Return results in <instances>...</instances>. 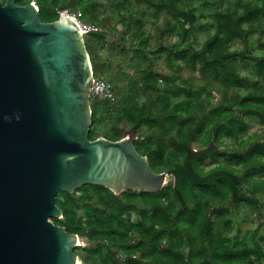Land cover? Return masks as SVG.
Returning a JSON list of instances; mask_svg holds the SVG:
<instances>
[{
    "label": "trees",
    "instance_id": "obj_1",
    "mask_svg": "<svg viewBox=\"0 0 264 264\" xmlns=\"http://www.w3.org/2000/svg\"><path fill=\"white\" fill-rule=\"evenodd\" d=\"M30 1L37 3L43 21L58 19L63 9L79 8L86 21L108 26L99 15V0L16 3ZM132 1L115 4L124 25L120 39L109 40L104 30L85 34L94 75L113 69L112 56L101 61L98 48L118 49L130 60L139 59L138 72L123 87L119 101L117 91L123 89L104 76L116 97H91L89 137L100 136L94 125L115 118L113 132L104 137L119 140L125 122L136 131L137 150L154 171L170 173V180L155 192L115 193L97 184L74 192L59 190L63 216L52 221L86 238L85 254L77 252L79 245L75 248L80 264H264V219L249 230V238L230 235L238 212L248 208L254 217L264 214V129L250 133L249 122L256 117L264 126V55H253L251 41L255 34L264 36V0H225L203 9L191 0H134L145 2V10L123 13ZM163 11L174 18H165L152 52L163 54L171 68L179 69L178 62H184L191 74L187 78L158 71L147 51L150 35L143 17L159 19ZM204 12L213 20L214 31L195 44V23ZM172 35L178 40L164 41ZM121 40L136 41V46ZM238 41L242 48H234ZM247 59L256 62L245 74L242 64ZM214 91L219 95L216 102Z\"/></svg>",
    "mask_w": 264,
    "mask_h": 264
},
{
    "label": "water",
    "instance_id": "obj_2",
    "mask_svg": "<svg viewBox=\"0 0 264 264\" xmlns=\"http://www.w3.org/2000/svg\"><path fill=\"white\" fill-rule=\"evenodd\" d=\"M93 77L74 18L43 21L34 1L0 0V264H79L80 236L51 219L63 216L59 190L155 192L168 182L137 150L135 130L90 139Z\"/></svg>",
    "mask_w": 264,
    "mask_h": 264
},
{
    "label": "rangeland",
    "instance_id": "obj_3",
    "mask_svg": "<svg viewBox=\"0 0 264 264\" xmlns=\"http://www.w3.org/2000/svg\"><path fill=\"white\" fill-rule=\"evenodd\" d=\"M103 6L98 9L99 15L101 18H104L108 26H100L97 24H93L95 27L97 26V30H104L105 32L108 33V38L109 40L111 39H120L119 31L124 30V25H122V22L120 21V14L119 10L116 7V3L119 0H99ZM157 1V0H155ZM165 1H172V0H165ZM194 5L198 9H203L207 7H211L214 3H222L225 2V0H191ZM208 4H206V2ZM36 3V2H35ZM37 4V3H36ZM147 4L145 2L142 3H137L136 1H132L131 4L128 5V9H124L122 12L127 14L131 11L134 13H141L143 10H145ZM189 6L188 8H190ZM80 9H73V8H67L63 9L60 12H66L69 14L73 13H80ZM174 18L171 14H169L167 11H163L162 14L160 15L159 19H155L151 17L150 15L143 17L144 20V27L145 31L148 35H150V44L147 49L148 53L154 58L155 62V68L163 73H169V72H176L181 79L189 77L190 71L187 66H185L184 62H178L177 68H171L167 65L165 61V57L163 54H155V52H152L153 50L156 49V45L158 43L157 37H159V30L164 28L165 24V18ZM142 17V16H141ZM82 21H86L83 16L80 18ZM90 23V22H88ZM197 26V33L193 36L192 40H195L201 44L205 37L207 36L208 33H211L214 31V22L208 15V12H204V14L201 15V17L197 20L195 23ZM115 28L117 30H115ZM88 33V32H87ZM86 33V34H87ZM165 40H171L172 42H175L178 40L177 35H172L170 37L164 38ZM252 48H253V55L256 57H260L261 55H264V48L261 47V44L264 43V36L260 37L259 35L255 34L252 36ZM122 43L124 44H129L131 46H136V41L135 42H129V41H124L121 40ZM243 43L241 41H238L237 43L234 44V48H242ZM98 57L101 59V61H106V59L111 55L112 56V64H113V69L111 72L104 74L106 78H108L114 85L117 87V89L122 88L123 90H118L117 91V99L116 101H119L122 98V95L124 93V88L129 81V78H131L133 75H135L138 72L139 65L137 63L139 62V59L134 57L132 60H130L129 57H125V55H120L118 49L116 51L111 50L109 48H98ZM258 61V60H257ZM255 62L256 60L252 59H247L246 61L243 62L242 64V69L243 73L248 74L252 72V70L255 67ZM179 81V80H178ZM215 99L214 102L217 101L219 95L214 91L213 92ZM115 118H112L111 120L107 119L106 124H96L93 126L95 131L99 132V137H104L105 134H111L113 132V122ZM249 122L251 124V129L250 133L255 132V131H262L264 129V126L261 124L258 118L256 117H250ZM122 127H124V136L131 134L133 132L132 129H128L126 127L125 122H122L121 124ZM123 136V137H124ZM229 141V140H228ZM208 162L210 160H207ZM264 176V174L262 175ZM170 180V176L168 177V181ZM137 215L132 214L131 218L133 221L136 220ZM264 219V214L263 216L260 217H254L250 214V210L248 208L238 212L234 217H233V226L234 230L230 235H235L237 238H241L243 235L247 236L249 238L250 232L249 230H253L255 227L259 225ZM261 234H264V224L261 227ZM80 243L78 242L77 244L80 246L77 250L80 254H85L86 249L85 247L88 246V242L86 238H80ZM159 251V250H158ZM159 253H161L159 251ZM79 256V264L82 263V260ZM118 257L123 260V255L119 254Z\"/></svg>",
    "mask_w": 264,
    "mask_h": 264
},
{
    "label": "built area",
    "instance_id": "obj_4",
    "mask_svg": "<svg viewBox=\"0 0 264 264\" xmlns=\"http://www.w3.org/2000/svg\"><path fill=\"white\" fill-rule=\"evenodd\" d=\"M69 15L78 22L85 34L90 30H97V26L95 27L91 23H88V21H82L80 19L82 16L81 12L79 14L73 13ZM90 97L114 100L116 95L110 81H108L103 75H94L93 82L90 88Z\"/></svg>",
    "mask_w": 264,
    "mask_h": 264
},
{
    "label": "bare ground",
    "instance_id": "obj_5",
    "mask_svg": "<svg viewBox=\"0 0 264 264\" xmlns=\"http://www.w3.org/2000/svg\"><path fill=\"white\" fill-rule=\"evenodd\" d=\"M79 243H80V240H79Z\"/></svg>",
    "mask_w": 264,
    "mask_h": 264
}]
</instances>
